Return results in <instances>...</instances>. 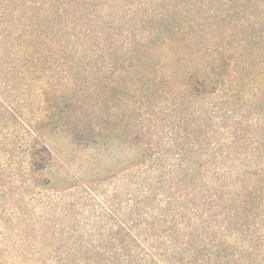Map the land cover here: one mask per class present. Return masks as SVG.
<instances>
[{
	"label": "trees",
	"instance_id": "obj_1",
	"mask_svg": "<svg viewBox=\"0 0 264 264\" xmlns=\"http://www.w3.org/2000/svg\"><path fill=\"white\" fill-rule=\"evenodd\" d=\"M118 106L121 194L59 185ZM0 264H264V0H0Z\"/></svg>",
	"mask_w": 264,
	"mask_h": 264
},
{
	"label": "rangeland",
	"instance_id": "obj_2",
	"mask_svg": "<svg viewBox=\"0 0 264 264\" xmlns=\"http://www.w3.org/2000/svg\"><path fill=\"white\" fill-rule=\"evenodd\" d=\"M66 122H74L71 116H64ZM100 134L97 145H77L73 137L66 132L53 135L50 146L55 156V170L59 171V185L82 183L94 180L96 188L104 194L109 202L117 192H122L121 170L129 160L138 155L136 149L130 148L122 137V109L118 106ZM73 199L77 194L72 196ZM107 202V203H109Z\"/></svg>",
	"mask_w": 264,
	"mask_h": 264
}]
</instances>
